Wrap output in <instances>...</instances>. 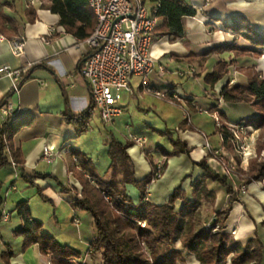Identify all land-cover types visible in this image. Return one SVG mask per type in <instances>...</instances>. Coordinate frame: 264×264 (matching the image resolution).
Wrapping results in <instances>:
<instances>
[{
  "label": "crops",
  "instance_id": "1",
  "mask_svg": "<svg viewBox=\"0 0 264 264\" xmlns=\"http://www.w3.org/2000/svg\"><path fill=\"white\" fill-rule=\"evenodd\" d=\"M187 1L197 10V14L184 18L183 37L156 35L153 55L166 66V73L161 75L155 71L148 76L153 88L166 93L177 88L183 98L172 103L168 98L157 97L150 91L146 92L144 77L134 76L131 80L134 93L129 94L138 103L130 108L122 104L123 114L130 110L132 116L143 120V125L162 132L168 130L169 139L161 137L159 141H149L146 129L139 125L134 134L145 139L144 146L134 143L127 150L135 166L137 180H143L152 172L150 159L157 165L166 164L162 175L147 189V199L156 204L167 203L178 186H182L193 200V183L205 174L204 169L198 165L204 157L208 158L211 170L227 176L224 166L217 157L210 154L226 146L214 116L216 111L229 123L240 121L227 115L226 106L238 109L247 105L249 110L243 113L242 121L259 115L250 103L226 102L221 94L227 84L230 87L247 85L251 72L254 74L257 71L264 77V47L252 45L249 40L236 36L226 27L235 16L242 15L252 28L264 33V0ZM147 2L148 5L153 4L150 0ZM46 4V0H35L34 4L28 0H0V14L8 18L4 23L6 31L0 28V34L8 39L0 41V107L10 99L19 109L18 116L13 120L21 123V126L13 136L12 144L20 151L25 167V176H20L12 165L0 169V195L4 199L0 211L9 212L8 220L0 221V264L52 263L51 255L43 254L39 244L23 248L25 237L16 233L24 225L17 207L20 202L28 203L32 218L43 224L49 236L80 254L74 257V264H104L103 254L91 248L96 238L92 216L72 206V202L81 196L82 183L76 176L66 179L67 168L73 166L72 157L77 156L79 159L73 152H78L96 169L93 155L80 144L77 124L71 120L86 111L91 104L90 88L80 70L88 48L85 44L78 45L79 38L66 30L60 23L59 14L53 13ZM162 24L163 18H160L158 27ZM21 39L25 41L24 52L16 56L9 41ZM235 39L239 47L252 49L262 55L258 57L253 53L244 55L231 50H215L224 44L233 43ZM190 54L196 56V59L188 60L186 57ZM220 61L229 64L228 73L215 85H211L203 77L206 78ZM29 63L33 65L28 68ZM5 65L28 71L19 95L12 92V79L2 71ZM190 66L197 68V74L188 76L186 83L179 82L178 78L182 77L177 72ZM231 81L234 83L231 84ZM194 85H197L202 96L194 94ZM140 98L143 100L140 101ZM92 119L90 116L86 130L92 124ZM4 122L0 109V129ZM171 139L186 142L191 149L190 153L169 157L168 153L174 149ZM128 141L127 137L125 142ZM208 142L211 149L206 146ZM45 145L60 149L63 154L54 163H48L41 158ZM228 149L227 153L221 155L234 160L236 153ZM5 152L12 161L10 149L6 148ZM80 171H83L82 167ZM35 172L52 177H37ZM13 173L16 180H12ZM84 173L87 174V171ZM207 186L216 198L213 205L204 201L200 207L206 226L210 218L214 220L215 214L228 206L231 198L220 182L208 179ZM38 188L42 189V195ZM126 188L133 201L139 203L140 190L132 184H127ZM182 206L183 201L179 199L175 204L176 210H181ZM76 218L79 224L75 222ZM263 220L264 181H256L248 184L247 190L233 203L226 226L228 232L242 244H246L256 234L264 243ZM87 224L90 227L89 233L86 232ZM176 247L185 258L177 264H200L197 256L183 249L180 242ZM260 264H264V253Z\"/></svg>",
  "mask_w": 264,
  "mask_h": 264
},
{
  "label": "trees",
  "instance_id": "2",
  "mask_svg": "<svg viewBox=\"0 0 264 264\" xmlns=\"http://www.w3.org/2000/svg\"><path fill=\"white\" fill-rule=\"evenodd\" d=\"M46 1L47 8L59 14L60 23L69 33L79 39H85L93 33L96 16L89 7L88 0ZM150 1L158 7V17L163 18V24L156 29V35L169 34L174 37H183L184 18L195 16L197 10L187 0ZM6 20L8 18L0 14V28L3 31H6L4 27ZM226 27L236 36L249 40L252 45L264 47V33L252 28L244 16H235L233 22L226 24ZM215 50H231L236 54L244 55L253 53L258 57L262 55L252 49L239 47L237 39ZM205 57L202 56V58ZM186 58L192 61L196 59V56L190 54ZM228 69L229 64L220 61L205 79L211 85H215L228 73ZM221 96L226 102L250 103L259 115L246 120L247 124L264 130V77L260 73H254L247 85L230 87L227 84ZM91 110L92 103L86 111L71 118L77 124L78 135L86 131ZM20 126L21 123L16 120H6L0 129V169L11 166L13 161L16 163L19 175L25 176L21 153L12 144L13 136ZM218 129L220 131L221 128L218 127ZM171 140L174 149L168 153L169 157L190 153L191 149L186 142L180 139ZM223 143L231 149L228 142ZM132 144L134 142H122L113 136L109 139L107 142L109 166L103 174H99L95 167L90 166L89 161H86L78 152H73V155L79 156L83 169V171L77 170L76 172L83 189L81 196L72 202V206L92 216L96 238L91 248L92 251L103 254L104 264H177L185 260L181 250L176 247L178 242L181 243L183 249L194 253L200 264H260L262 262L264 243L258 234L249 239L246 244H242L232 233L228 232L226 222L232 212L233 203L239 199L242 192L234 191L227 176L211 170L207 157L198 163L204 169L205 174L196 178L193 183V200L188 197L182 186H178L167 203L156 204L147 199V189L154 180L160 177L159 175H162L166 164L158 171V165L150 159L152 172L143 180H137L135 166L127 151ZM6 148H9L12 153V161L6 156ZM263 149L264 143L258 146V158L250 160V172L239 167L242 158L235 154L237 170L245 176L246 184L264 181V161H258ZM210 154L221 160H227L224 155L214 152ZM85 171L87 174L84 173ZM88 174L95 178L96 183L87 177ZM34 175L42 178L52 177L49 174L37 172ZM208 179L220 182L226 187L231 198L228 206L215 214L210 227L204 228L202 213L199 209L204 201L213 205L216 198L214 192L208 189ZM27 180L35 185L31 179ZM127 184H132L140 190L139 203L136 204L128 195ZM38 192L42 195L41 188H38ZM104 193L111 197L110 202L106 200ZM179 199L183 201V206L177 211L175 204ZM3 203L4 199L0 195V208ZM17 207L24 221V225L16 231L17 234L25 237L23 248L27 249L33 244H39L43 254L51 255V264H74V257H79L80 254L67 246H62L49 236L44 231L43 224L32 218L27 202H20ZM1 220H3L2 211H0ZM141 222H145L146 225L142 226ZM261 224L264 225V220Z\"/></svg>",
  "mask_w": 264,
  "mask_h": 264
},
{
  "label": "built area",
  "instance_id": "3",
  "mask_svg": "<svg viewBox=\"0 0 264 264\" xmlns=\"http://www.w3.org/2000/svg\"><path fill=\"white\" fill-rule=\"evenodd\" d=\"M34 4L35 0H28ZM89 7L96 16V26L93 33L85 39H79L78 45L85 44L88 48L81 63V73L86 78L90 93L92 110L90 116L93 118L98 115L106 125H113L116 119L124 112L121 104V91L127 90L134 93L131 86V80L134 76L144 77V88L160 98H168L172 103L179 102L183 95L177 88L170 92H162L153 88L148 79L149 74L157 71L159 74L166 73V66L162 64L157 57L153 55V44L156 38V29L160 24V18L157 15L158 7L148 5L147 0H88ZM54 29L52 28V32ZM8 40L0 34V41ZM11 50L14 55L19 56L24 52L25 41L10 40ZM33 64L29 63L28 68ZM2 71L6 76L12 79V92L20 94L24 77L27 70L14 69L5 65ZM182 78L194 76L197 74V68L190 66L186 70L177 72ZM231 84L234 81L230 82ZM5 121L13 120L18 116L19 109L8 99L0 107ZM216 111L214 116L220 127V136L223 142H228L234 153L242 157L241 167L246 170L249 161L258 157L257 142L260 134H256L259 129L247 124L246 121L239 123H229L223 120ZM188 121L189 113L186 112ZM128 139L141 147L144 146L145 139L130 133ZM211 149V144H206ZM229 149L223 146L215 154L227 153ZM60 149L50 145H45L41 158L54 163L62 155ZM227 171V178L232 182L234 191L245 192L247 184L239 182L241 173L237 170L236 160H221L217 158ZM73 166L67 168L68 176L74 175V169L81 170L77 156L72 157ZM12 166L16 169V163L12 161ZM73 168V169H71ZM162 168L158 165V171ZM161 176V175H159ZM87 177L96 183L91 175ZM99 187L98 184H96ZM107 201L111 197L105 193ZM9 212H3V219L8 220ZM75 222L79 224V219ZM143 226L145 222H141ZM210 224L207 225L209 227Z\"/></svg>",
  "mask_w": 264,
  "mask_h": 264
},
{
  "label": "rangeland",
  "instance_id": "4",
  "mask_svg": "<svg viewBox=\"0 0 264 264\" xmlns=\"http://www.w3.org/2000/svg\"><path fill=\"white\" fill-rule=\"evenodd\" d=\"M186 69H188V68H186ZM186 69H183V70H186ZM249 75L252 76L253 72H251ZM187 79H188L187 77L181 78V79L178 78V80H180L179 82H184V83L187 82ZM203 80L205 81V77H203ZM189 84L191 85V83H189ZM193 91H194L195 95L202 96V94H201L202 92L200 90H198L197 85H194V90ZM142 98H140V101L143 100ZM137 101L138 100H136L134 98V96H131L129 94V92H127L126 90H122L121 91V104H125L127 106V108H130L132 105L137 104L138 103ZM145 101H148V100H145ZM245 103H247V102H245ZM245 106H244V108L243 107H238V109L236 107H234V106H231V105H230V107L226 106L225 107L226 113L231 118L235 119L236 121H240L241 122L242 119H243V113L246 110H249V109H247V105H245ZM251 107L254 108L252 105H251ZM142 121L143 120H140L138 117L132 116L131 113H130V110L127 113L125 112L121 117L119 116L116 119V122L113 125L104 124L103 121L100 119V117L98 115H95L93 117L92 124H90L88 129L86 131L82 132L78 136L79 139L78 138L77 139L79 140L80 144L82 146L84 145V147L87 149V151L93 155L94 161H95L94 163L96 165V169H97L99 174H103L108 169V166H109V160L107 158V148H108L107 147V138H106L107 134H108L107 137L109 139L113 136L116 139H118V140H120L122 142H125L126 138L129 137L130 133H134L137 130L139 125H143ZM127 124L130 125V128H129V126L127 127ZM143 126H144L143 128L146 129L145 131L147 133L148 139L150 138L149 141H159L161 139V137L168 138V134H167L168 130L166 132H162V131L157 130L155 128L145 126V124ZM141 130H143V129H141ZM259 130H260L259 131L260 137H259L258 142H257V150H258V146L262 145L264 143V136H263L264 135V130L261 129V128ZM171 132H173V131L171 130ZM258 143H259V145H258ZM237 155H239V154H237ZM259 157H260V159L258 161H262L263 162L264 161V149L259 154ZM241 163H242V161H241ZM241 163H240L239 166H241ZM163 165L164 164H161V166H163ZM245 167H246L245 171L250 172V170H251L250 161H249V164L247 166H245ZM71 169H73V168H71ZM76 172H77V169H74L73 177H75V176L77 177ZM12 175H13L12 180H14V179L16 180L17 178H16L15 174L13 173ZM239 176H240L239 177V182H243V183L246 184L245 176L242 175V174L239 175ZM67 178H69L68 174H66V179ZM230 183L232 184L231 181H230ZM232 186H233V184H232ZM247 186H248V184H247ZM209 220H210V222H208V224L211 225L213 220L211 218ZM85 227H87L86 228V232L89 233L90 232L89 225L87 224V226H85ZM203 227L207 228V226L205 225L204 221H203Z\"/></svg>",
  "mask_w": 264,
  "mask_h": 264
}]
</instances>
